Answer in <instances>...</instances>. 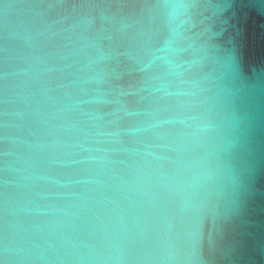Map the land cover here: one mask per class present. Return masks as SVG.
<instances>
[{"label":"water","instance_id":"95a60500","mask_svg":"<svg viewBox=\"0 0 264 264\" xmlns=\"http://www.w3.org/2000/svg\"><path fill=\"white\" fill-rule=\"evenodd\" d=\"M0 264H264V0H0Z\"/></svg>","mask_w":264,"mask_h":264}]
</instances>
